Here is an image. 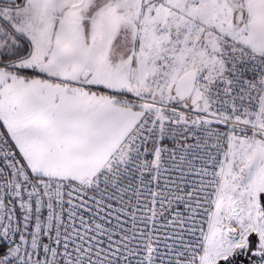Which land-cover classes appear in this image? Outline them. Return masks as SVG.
<instances>
[{
    "label": "snow or ice",
    "instance_id": "1",
    "mask_svg": "<svg viewBox=\"0 0 264 264\" xmlns=\"http://www.w3.org/2000/svg\"><path fill=\"white\" fill-rule=\"evenodd\" d=\"M0 264H264V0H0Z\"/></svg>",
    "mask_w": 264,
    "mask_h": 264
}]
</instances>
